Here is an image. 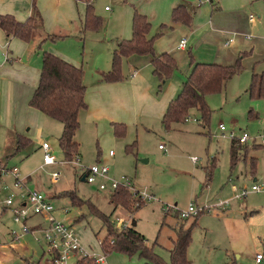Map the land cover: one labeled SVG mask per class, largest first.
Masks as SVG:
<instances>
[{"label": "rangeland", "instance_id": "obj_1", "mask_svg": "<svg viewBox=\"0 0 264 264\" xmlns=\"http://www.w3.org/2000/svg\"><path fill=\"white\" fill-rule=\"evenodd\" d=\"M140 1L145 10L152 4L163 8L166 3V0ZM92 6L94 14L102 21L96 29L81 30L86 5L80 2L81 20L77 18L53 40L36 44L30 54L24 51L19 55L17 42L19 45L23 42L16 37L8 48L6 44L0 46V54L6 61L5 66L0 67V158L6 160L7 167L18 168L20 178H26L24 182L28 188H37L50 195L48 201L55 208L53 216L73 226L83 248L93 257L103 255L99 239L106 233L102 219L95 213L98 209L108 216L114 229L134 222L148 244L156 242L155 251L166 262L177 231L189 228L186 255L190 264H253L249 253L236 257L228 234L219 223L221 216L216 215L220 208L214 205L220 200L230 199L223 206L224 211L248 221L255 252L263 255L259 239L264 237V142L261 143L264 98L250 97L247 88L253 72L264 73V41L253 52L247 49L226 64L235 65L239 61L241 69L221 91L206 95L210 109L207 123L203 122L197 109H191L185 121L173 123L166 129L161 123V106L163 110L164 107L160 100L163 103L174 85L180 86L184 80L189 71V55L197 62H211L208 59L214 56L212 44L199 42L194 46L198 36L185 35L187 49L172 55L176 67L162 80L148 68L146 74L142 73L143 78L139 76L131 80V59L142 57V54H132L121 61V79L108 82L103 79V74L110 69L112 52L116 40H119L117 37L125 28L131 33L132 16L139 4L136 0H93ZM157 27L153 25L150 35ZM38 36L44 37L39 30L34 38L37 40ZM47 46L54 54L82 68V81L86 86L84 99L88 106L79 113L80 126L75 135L79 153L74 158L78 157V165L66 163L41 167V141L50 145L56 160L65 159L57 141L61 124L44 117L40 126L37 120L40 114L29 106L39 80L41 55ZM6 54L8 56L5 57ZM103 113L124 114L127 119L123 122L125 132L121 136L114 134L108 119L100 118L99 114ZM220 124L224 130L220 129ZM243 132L249 139L239 147L238 160L230 168L229 135L233 133L237 137ZM16 133L30 139L18 151L15 150ZM111 150L113 155L109 156ZM192 157L197 160L192 161ZM97 162L108 165L111 178H127L134 191L138 192L134 195V191L129 190L133 196L127 197V209H113L109 202V194L113 190L106 180L94 183L82 180L80 165L87 168ZM207 168L212 169L208 181L205 179ZM54 170L60 172L56 182L50 179V172ZM100 181L106 184L105 189L98 188ZM252 184L260 186L259 192L251 191L242 199H232L233 186L250 189ZM68 191L80 197L79 205L64 196ZM141 195L150 199L138 198ZM189 204L195 208L210 206V209L197 216L196 223L192 225L194 215L181 219L177 214V210H184ZM168 206L174 208L166 213ZM64 208L68 211L64 212ZM5 220L0 234L4 233L3 238L9 240L8 231H18V226L8 218ZM35 236L37 234H24L15 242L26 246L27 251L20 244L17 248L6 245L0 249L3 264H26V260L36 262L42 256L44 243L37 242ZM248 246L251 250L253 245L248 242ZM106 256L104 264H144L137 255L113 251ZM261 264H264V259Z\"/></svg>", "mask_w": 264, "mask_h": 264}, {"label": "trees", "instance_id": "obj_2", "mask_svg": "<svg viewBox=\"0 0 264 264\" xmlns=\"http://www.w3.org/2000/svg\"><path fill=\"white\" fill-rule=\"evenodd\" d=\"M75 1H82L86 5L81 30L98 28L102 21L94 14L93 0ZM191 18L192 14L187 7L184 4H178L172 9L171 24H161L158 30L150 35L151 23L147 16L135 9L132 16L131 36L116 41L110 69L104 72L103 79L108 82L120 80L121 61L124 57L132 54L150 55L153 74L161 80L169 76L176 67V62L167 52L156 54L153 49L154 41L176 23L190 24ZM42 26L43 19L34 2L29 16L24 21L17 20L12 14H0V28L7 38L16 37L30 43L34 39L36 31L41 30ZM54 38H56V35H48L43 41L53 40ZM189 57V71L181 84L179 92L168 102L161 118V123L166 129H169L173 123L185 121L191 109H197L203 122L207 123L210 109L205 100L206 95L221 91L228 80L241 69L239 61L235 65H222L213 62H197L193 60L191 55ZM85 90L86 86L82 81V68L80 66L74 65L53 52L47 50L42 52L39 80L29 100V105L41 111L48 118L61 123L62 130L57 137V141L64 158L67 160L73 159L79 153V143L75 135L80 126L79 113L87 108L84 99ZM247 93L253 98H264V73H252ZM113 132L115 135L121 136L125 132V125L114 123ZM28 142L29 140L26 137L18 134L15 150H20ZM241 145L235 138H231V167L238 160ZM254 165L255 163L252 160V171H254ZM211 176L212 169L207 168L206 181L210 180ZM68 192L64 196L70 197L73 204L79 205L77 204L79 196L76 197L73 192ZM128 195L133 196L128 188L117 186L109 194V202L112 204L113 209L117 207L127 209ZM89 207L92 209L91 206ZM95 213L99 215L106 227L105 236L99 240L100 248L105 256L115 251L128 256L137 255L144 260V264H190V260L186 255L190 241L189 228H180L177 231L174 246L169 249V257L166 262L155 251L156 242L148 244L145 236L134 226L130 224L123 228L114 229L107 215L98 212V209ZM201 213L199 212L194 216L192 225L196 223L197 216ZM29 264L53 263L36 261L29 262ZM77 264L97 263L92 258L81 257L78 259Z\"/></svg>", "mask_w": 264, "mask_h": 264}, {"label": "crops", "instance_id": "obj_3", "mask_svg": "<svg viewBox=\"0 0 264 264\" xmlns=\"http://www.w3.org/2000/svg\"><path fill=\"white\" fill-rule=\"evenodd\" d=\"M33 2L35 3V6L37 7L43 19V26L39 31H41V35H44V37L40 38V36H38L37 38L39 39L37 40L34 38L32 40L33 43H27L22 40V45H19L17 42V45L20 46L18 52L19 55H22L24 51L30 54L34 46L43 41L46 36L56 34L60 35L62 32L66 31V28L75 23L77 18L81 20L80 17L82 14L80 16L78 3L83 2L75 0H0V14H12L17 20L24 21L31 12ZM136 3L139 4V12L145 14L151 23L150 31H152L153 25L159 27L161 24H171L172 9L178 4H184L192 14L190 24L176 23L172 28L165 31V33H163L154 41L153 49H155L154 51L156 54L167 52L171 56L176 55L179 52L178 50L182 51L187 49L188 43L185 35L192 36L193 34H196L198 37L197 40L194 41V46L199 42L212 44L213 46L214 56L211 58V60L208 59V61L226 65L227 63H230L236 57V55L243 53L247 49L250 50V52H253L256 49V46L260 45L263 43L262 41H264V0H166L163 8L152 4L147 10L141 7L140 0H136ZM250 15H253L252 20L249 19ZM158 27L154 32L157 31ZM130 36L131 33L129 34L128 28H125L123 33L120 34L117 39H127ZM14 38L15 37L7 38L3 30L0 28V46L6 44L8 48L9 44H12ZM181 39H185L184 47H179V41ZM229 39H231V42L227 43ZM47 50L53 52L49 46H47ZM6 56L8 55L6 54L5 57ZM3 58L4 56H1L0 54V67L5 66L6 61H4ZM8 59L9 58L6 60ZM150 60L151 56L147 54H142V57H133L131 59V80L134 81L139 76L143 78L142 73L146 74L147 68L152 71ZM181 81L183 82V80ZM182 82H180V86L176 84L174 85L173 89L168 92V97H164L163 103L160 100V104L164 107L163 110L161 106V111H163L162 115L167 107L168 102L179 92ZM31 108L37 110V112L40 114L38 115L37 120L41 126L44 121L43 118L48 117L38 109L34 107ZM123 115V113H110L109 115L104 113L99 114L100 118L108 119L110 121L112 128L114 123H123L126 121L127 118ZM48 119L52 120L51 118ZM17 135L18 134L16 133V136ZM26 138L30 140L28 137ZM14 141L16 143V137ZM0 161L2 162L6 160L4 158H0ZM230 168H232L231 158ZM254 172L255 169L252 171V173ZM253 180L255 181L256 178H253ZM3 181L10 185L12 191L16 193L19 192V189H17V187L14 185V179L11 175L3 176ZM232 185L234 184H231V186ZM239 188L240 187H238V189ZM6 193L7 191L5 190L0 192V200L6 195ZM44 193L48 196V198H50L49 194L46 192ZM53 198H57L55 194H53ZM19 200L20 199L17 197L15 205H18L19 202H21V204L24 203V201ZM230 214L231 213H228V211H224V207L216 210V215L219 217L221 216L219 223L221 224L224 232L228 234L229 243L233 249V252L237 253L236 257H241L243 253H249L252 256L253 264H261L264 259V237L259 239L263 249V258L260 262L256 263L255 255L259 252H255L256 246L252 241L253 237L250 235L248 221L239 217V215L233 217L230 216ZM6 218L12 220L10 211H1L0 228L1 225H5ZM40 221L41 220H39L38 216L31 217L28 220V222H32L29 223L31 225L40 223ZM8 233V235H10L9 240H5L3 238L4 233L2 235L0 234V243L2 242L3 244L0 245V249H4L6 245L11 248L19 247L20 243H15L18 240H13L9 231ZM248 242L252 243L253 245L251 246V250H249ZM20 245L24 251H27L26 246L22 244ZM42 252V256L37 261H46L43 247ZM29 262L32 261H25L26 264H29ZM0 264H3L1 260Z\"/></svg>", "mask_w": 264, "mask_h": 264}, {"label": "built area", "instance_id": "obj_4", "mask_svg": "<svg viewBox=\"0 0 264 264\" xmlns=\"http://www.w3.org/2000/svg\"><path fill=\"white\" fill-rule=\"evenodd\" d=\"M108 9V7H105ZM249 19H253V15L249 16ZM231 42V39L227 41V43ZM185 39H181L179 41V47H184ZM221 130H224V126L222 124L219 125ZM233 133H230L231 138H235L238 143L244 144L249 139L247 133L243 132L240 136H233ZM264 142V135L261 136V143ZM41 148L43 150V159L42 166L54 165V164H66V163H79L78 157L71 160H56V157L51 154L50 145L46 141L41 142ZM160 147V146H159ZM109 155H113V151L109 152ZM192 161H196V157L191 158ZM81 170L83 172L82 176H84V180L88 183H94L97 180L107 181L110 188L114 190L117 186H123L128 188L131 191H134L133 187L129 183L128 179L125 177H121L119 180L111 178L108 175V165L106 163L97 162L96 164L91 165L90 167L81 166ZM11 175L14 179V185L19 189V192L16 193L11 190L9 184L3 181V176ZM60 177V172L57 170L50 172V179L53 182H56ZM26 178H20L19 170L16 166L7 167L6 162L0 161V192L7 191L6 195L0 200V212L3 210H9L11 213V219L14 224L18 226V231L11 229L10 234L13 240H18L19 237L24 233L37 234L35 236V240L37 242L44 243V252L47 262H52L53 264H77L78 259L81 257L92 258L95 260L97 264L105 263V255L99 257H93L89 255L85 249L79 238L76 236L73 226L71 224L65 223L64 221L57 220L53 216V212L55 208L50 205L48 201V196L41 190L34 188L30 189L25 184ZM98 183L99 189H105L106 184L104 182ZM234 188L233 199H242L249 192L259 191L261 188L256 184H252L250 189L245 187ZM137 191H134V195L137 194ZM19 198V201H24L23 204L19 202L18 205H15L16 198ZM142 200L144 198L150 199V197H145L141 195ZM229 202L227 200L218 201L214 207L222 208L225 204ZM174 207H166L165 212L168 213L169 210ZM210 206H203L199 208H195L192 204H189L188 207L184 210H177V214L179 218L186 219L191 215H196L199 212L208 211ZM64 212L68 210L66 208L63 209ZM38 216L43 220L40 223L31 225L28 224V220L31 217ZM46 224V225H43ZM39 235V236H38ZM100 240V239H99ZM263 258V255L258 253L255 255V262L258 263Z\"/></svg>", "mask_w": 264, "mask_h": 264}, {"label": "water", "instance_id": "obj_5", "mask_svg": "<svg viewBox=\"0 0 264 264\" xmlns=\"http://www.w3.org/2000/svg\"><path fill=\"white\" fill-rule=\"evenodd\" d=\"M82 180H84V176H82ZM132 226H134L135 224H134V222H132V224H131Z\"/></svg>", "mask_w": 264, "mask_h": 264}]
</instances>
